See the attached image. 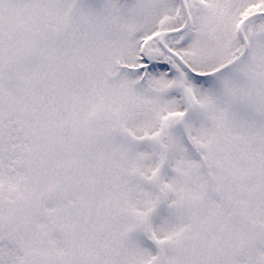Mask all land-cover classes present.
<instances>
[{"label":"snow or ice","instance_id":"6c2138e0","mask_svg":"<svg viewBox=\"0 0 264 264\" xmlns=\"http://www.w3.org/2000/svg\"><path fill=\"white\" fill-rule=\"evenodd\" d=\"M0 264H264V0H0Z\"/></svg>","mask_w":264,"mask_h":264}]
</instances>
